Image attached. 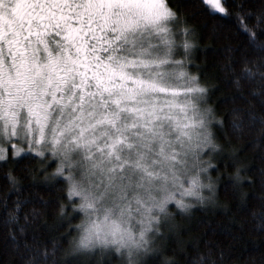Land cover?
I'll return each instance as SVG.
<instances>
[{"label": "snow or ice", "instance_id": "1", "mask_svg": "<svg viewBox=\"0 0 264 264\" xmlns=\"http://www.w3.org/2000/svg\"><path fill=\"white\" fill-rule=\"evenodd\" d=\"M201 3L227 12L222 0ZM238 7L249 49L234 82H257L252 94L264 103V10L249 28L253 13ZM193 31L175 0H0V160H35L30 175L65 185L67 203L82 213L68 223L74 255L178 264L157 243L169 205L187 211L215 195L205 150L219 147L212 122L223 121L188 71ZM7 178L17 199L0 198V209L20 264H67L55 259V242L49 249L28 239L17 178ZM188 264L216 261L198 253Z\"/></svg>", "mask_w": 264, "mask_h": 264}, {"label": "trees", "instance_id": "2", "mask_svg": "<svg viewBox=\"0 0 264 264\" xmlns=\"http://www.w3.org/2000/svg\"><path fill=\"white\" fill-rule=\"evenodd\" d=\"M175 2L181 5L183 16L194 29L188 71L208 87L205 106H210L223 124L213 120V138L219 147L205 150V159L214 165L208 175L216 186L215 195L204 203L193 200V207L187 211L170 204V215L162 221L163 236L157 243L165 249L163 256L178 264H188V258L198 253L210 255L216 264H264V226L259 220L264 216V103L252 94V89L259 87L257 82L242 79L239 86L234 82L245 67L242 54L249 49L248 34L237 19L238 6L242 4L253 13L246 20L252 28L255 14L264 10V0H222L226 14L210 13L201 0ZM229 63L231 69L227 67ZM37 163L31 159L14 160L10 153L7 159L0 160V198L7 196L10 206L17 199L7 178L11 173L17 178L20 223L26 224L28 239L49 249L55 242L58 262L89 264L91 260V264H99V250L92 257L73 254L70 240L77 232L69 229L68 223L78 224L82 213L74 212L67 203L65 185L46 181L40 174H29ZM55 166L52 164L49 173ZM238 168L242 177L239 182L235 179ZM204 195L211 193L205 189ZM61 203L66 205L63 216ZM4 218L0 209V264H20L16 248L5 239L12 225H6ZM103 260L105 264H122L114 251H106ZM150 264H159V258Z\"/></svg>", "mask_w": 264, "mask_h": 264}]
</instances>
